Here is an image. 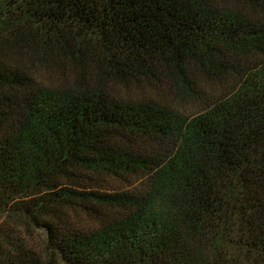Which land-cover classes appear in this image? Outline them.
Segmentation results:
<instances>
[{"label":"trees","instance_id":"obj_1","mask_svg":"<svg viewBox=\"0 0 264 264\" xmlns=\"http://www.w3.org/2000/svg\"><path fill=\"white\" fill-rule=\"evenodd\" d=\"M0 264H264V0H0Z\"/></svg>","mask_w":264,"mask_h":264},{"label":"rangeland","instance_id":"obj_2","mask_svg":"<svg viewBox=\"0 0 264 264\" xmlns=\"http://www.w3.org/2000/svg\"><path fill=\"white\" fill-rule=\"evenodd\" d=\"M222 87L220 84L216 86V89ZM157 93V92H155ZM154 93V94H155ZM146 180L145 175H136L129 180L120 179L114 176L105 177L98 181L89 183L88 187L91 189L97 188L105 191H131L140 189ZM72 220L80 223V225L87 228H97L101 224V220L97 216L87 215L86 213H72Z\"/></svg>","mask_w":264,"mask_h":264}]
</instances>
